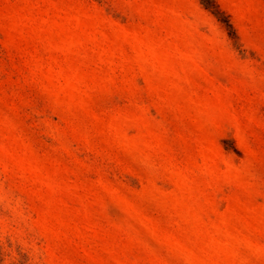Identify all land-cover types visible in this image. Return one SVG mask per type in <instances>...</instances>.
Wrapping results in <instances>:
<instances>
[{"label": "rangeland", "instance_id": "rangeland-1", "mask_svg": "<svg viewBox=\"0 0 264 264\" xmlns=\"http://www.w3.org/2000/svg\"><path fill=\"white\" fill-rule=\"evenodd\" d=\"M0 264H264V0H0Z\"/></svg>", "mask_w": 264, "mask_h": 264}]
</instances>
